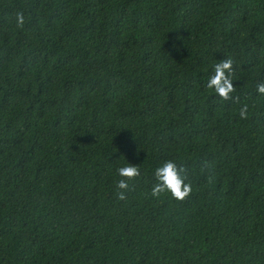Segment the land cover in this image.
<instances>
[{
  "label": "trees",
  "instance_id": "1",
  "mask_svg": "<svg viewBox=\"0 0 264 264\" xmlns=\"http://www.w3.org/2000/svg\"><path fill=\"white\" fill-rule=\"evenodd\" d=\"M261 82L264 0H0V264H264Z\"/></svg>",
  "mask_w": 264,
  "mask_h": 264
},
{
  "label": "clouds",
  "instance_id": "2",
  "mask_svg": "<svg viewBox=\"0 0 264 264\" xmlns=\"http://www.w3.org/2000/svg\"><path fill=\"white\" fill-rule=\"evenodd\" d=\"M25 25V17L22 12L16 13V26L23 28ZM234 60L231 57L221 59L214 65V74L207 82V88L214 92L223 101H234L239 103V97L233 96L236 91L234 85ZM259 94H264V82L257 84ZM241 119L248 118V105L245 103L239 109ZM203 168H208L209 165L205 162ZM121 179L117 182L116 187L117 198L120 201L127 199L126 193L130 190L128 181L134 180L140 175V170L137 165L127 164L126 166L117 169ZM156 183L151 189L153 197H160L162 194H170L177 201H185L193 192V186L189 179L188 168L182 164H177L173 160H168L162 166L155 170Z\"/></svg>",
  "mask_w": 264,
  "mask_h": 264
}]
</instances>
